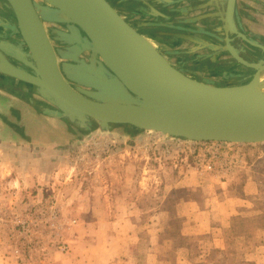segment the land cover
I'll return each instance as SVG.
<instances>
[{
  "label": "rangeland",
  "instance_id": "374dc122",
  "mask_svg": "<svg viewBox=\"0 0 264 264\" xmlns=\"http://www.w3.org/2000/svg\"><path fill=\"white\" fill-rule=\"evenodd\" d=\"M109 1L148 31L159 20L165 29L173 23L178 29L194 24L202 31L218 21L209 14L214 7L204 0L203 5L198 0ZM245 1L240 25L253 43L242 38L243 48H262L264 4ZM52 32L70 84L87 95H96L99 87L105 89L104 97L126 95L117 81L104 87L93 80V70L85 66L91 50L78 47L77 39L67 38L59 27ZM153 38L172 64L209 82L242 83L256 72L231 52L212 53L218 47L208 46V38ZM94 58L98 65L100 56ZM50 110L61 113L35 86L0 71V257L5 261L57 264L72 248L80 253L95 237L112 231L93 221L113 212L83 211L84 203L89 204L92 193L128 183L137 204L129 219L139 221L129 232L141 238L134 242V256H119L108 264H264V142L196 141L120 125L81 129ZM17 177L20 184L12 179ZM218 200L238 214L213 209Z\"/></svg>",
  "mask_w": 264,
  "mask_h": 264
},
{
  "label": "water",
  "instance_id": "95a60500",
  "mask_svg": "<svg viewBox=\"0 0 264 264\" xmlns=\"http://www.w3.org/2000/svg\"><path fill=\"white\" fill-rule=\"evenodd\" d=\"M7 1L16 14L18 33L26 49L19 44V52L10 48L5 54L22 61L31 71L9 61L2 53L6 46L0 50V71L35 86L41 95L53 101L61 113L51 110L50 113L61 115L81 129L120 125L196 141L264 142V92L261 98L247 93L252 78L264 70V61L249 62L230 45L236 59L256 68V72L242 83H213L193 77L172 64L109 0H44L52 8H44L32 0L28 8L20 0ZM234 7L235 0H229L230 23ZM41 12L46 14L44 19L72 22L83 30L85 36L78 35L75 39L78 47L93 52L90 62L85 63L93 70V80L104 87L117 81L127 91L126 95L104 97L105 89L101 87L96 95H87L70 84L65 76L68 71L60 67ZM23 27L34 39L33 43ZM88 27L99 31L100 46ZM64 34L72 40L69 34ZM95 55L100 56L98 65L94 63ZM158 67H168L183 75L163 79L153 71ZM43 68L49 70L46 76Z\"/></svg>",
  "mask_w": 264,
  "mask_h": 264
},
{
  "label": "flooded vegetation",
  "instance_id": "af4514ba",
  "mask_svg": "<svg viewBox=\"0 0 264 264\" xmlns=\"http://www.w3.org/2000/svg\"><path fill=\"white\" fill-rule=\"evenodd\" d=\"M32 1L34 4L36 3L35 0H32ZM253 1L257 2L258 4H264L263 0H253ZM143 2H144V5L147 7V9L150 11L151 7L149 5H146L145 1H143ZM198 2H200V3L198 4ZM198 2H195L194 4L195 5L196 4H198V5L202 4L203 5L202 0H198ZM40 3H41L40 5H42L44 8L46 7L45 4H47V3L44 0H40ZM245 3H246L245 0H235L234 14H233L232 21L230 23L228 20L229 0H204V4H209V6L214 7V9H213L214 11L209 12V14L210 15L216 14L218 17V21L219 22L221 21L222 24L224 25L223 28H220L219 26L221 25V22L219 23L217 20H214L213 23L212 22L210 23L208 31H205V30L202 31V30H200V28L194 26V24H192V26H191V24H188L186 28L181 27L183 29H178V26L175 23L168 25V27H170L171 29H165L164 27L166 24H161L162 21H160V20H159V22H156L154 24V26H152L153 30H151L149 28V31H148L146 28H143V27L140 28V27H137L132 22L131 23L140 32H142L144 35H146L148 38H150L151 41H152V39H155V38H153V37H155V35L156 36H162L165 34L167 36L175 37V38H177V36L180 38H182V37L186 38L188 35H192V36L197 35L200 38H208L209 39L208 44H210L208 46L218 47V49L216 51L212 52L214 54L216 53V55H218L220 53V51H223L224 53H230L231 52V54L234 56V54L232 52V50H234L235 52H237V54H239L245 60H247L249 62L257 61L258 63H260L262 60L261 58L264 59V48L263 47L261 48V45H260V47L256 46L257 48H255L253 46H251L252 48L249 46L246 47V45H245L243 48V45H242L243 42H245V43H246V41L248 43L251 42L249 40V38L246 37L245 33L242 32L243 30H242L241 25H240L242 15H244L246 12L245 11ZM37 4H39V3L37 2ZM40 14H41V18H43L42 20H43L44 26L46 28V31L49 35V38H50V40H51V42H52V44H53V46L57 52L60 67L63 68L62 63H61V59H60V56L58 53L59 47L57 44V40L55 39L54 33L52 32L53 29H56V27H59L61 30L67 31L68 34L72 37V40H74L78 35L84 37L85 33L83 32V30L77 28L75 26V24H73L72 22L64 21L65 24L50 23V22L45 21L42 12ZM160 17H162V15ZM164 17H163V19H166ZM209 17L212 18V16H209ZM125 18L129 21V19L126 16H125ZM215 19H217V18H215ZM18 28H19L18 20H17L16 14H15L13 8L11 7V5L9 4V2L7 0H0V50H2L1 46H6V48L2 50V53L5 54V50L10 51V48L11 49L14 48L15 51L19 52L18 50H19L20 46L23 50L26 49L24 45L19 46V44H21L23 42V40L18 33ZM251 37H253V36H251ZM228 38H229V40H228ZM242 38L246 39V41H244V40L242 41ZM253 38H256V37H253ZM256 39L257 40L259 39L261 41V39L259 37H257ZM252 43L253 42H251L250 44H252ZM230 45H231L232 50L230 49ZM253 45H255V44H253ZM257 45H259V44L257 43ZM64 46H66V45H64ZM155 46L159 49V47L156 44H155ZM159 50L168 58V56L165 54V52H163L161 49H159ZM253 51H256L257 55H251V52H253ZM6 56L8 57L9 61L14 62L15 65L24 66L23 63L21 61L17 60L16 58L12 59V57H10L9 55H6ZM190 59H192V58H190ZM208 61H209V63H212L211 61H213V60L208 59ZM25 68H27V70H29V72L31 71L28 67H25ZM178 68H180V67H178ZM180 69H182V68H180ZM249 69L253 73L254 70L251 68H249ZM246 77H247V75H243L242 81Z\"/></svg>",
  "mask_w": 264,
  "mask_h": 264
},
{
  "label": "crops",
  "instance_id": "0c3cea01",
  "mask_svg": "<svg viewBox=\"0 0 264 264\" xmlns=\"http://www.w3.org/2000/svg\"><path fill=\"white\" fill-rule=\"evenodd\" d=\"M118 2V1H117ZM145 4L147 2L145 1ZM115 5H118L115 3ZM118 7V6H116ZM118 11L124 15V13L117 8ZM191 75V74H189ZM195 77V76H193ZM46 154V153H45ZM51 157V156H49ZM46 162L51 163L50 158ZM44 162V163H46ZM15 183L21 182V178L17 177L12 178ZM126 188L122 189H101L95 193L91 194V200L89 204L84 203L82 210H94L102 208L103 210H109L113 214L109 216H103L96 221H93V224L96 227H103L112 229V231H107L106 233H101L100 236L95 237L89 245L83 246L80 253H76L75 250H70L64 255L62 262L57 264H108L112 263L119 256H130L131 253L136 254L138 243L141 237H134V234H130L129 229L139 227V221L129 219V216L132 215V207L137 205L131 199L130 188L128 183L125 184ZM217 196H220L218 194ZM183 203L188 202L187 197H183ZM236 200H243L242 198H236ZM219 202V200H218ZM193 204L192 201H189V204ZM213 209L220 210L221 214H232L237 212V208L227 209L226 206L219 202L216 207L212 206ZM106 217V218H105ZM141 227V226H140ZM135 240V241H134ZM154 253L149 254L148 258L151 259ZM4 257H0V261L3 264H19L14 259L11 262L5 261ZM46 264V263H45ZM50 264V262L48 263ZM137 264V263H136ZM143 264H148L147 262Z\"/></svg>",
  "mask_w": 264,
  "mask_h": 264
},
{
  "label": "bare ground",
  "instance_id": "6f19581e",
  "mask_svg": "<svg viewBox=\"0 0 264 264\" xmlns=\"http://www.w3.org/2000/svg\"><path fill=\"white\" fill-rule=\"evenodd\" d=\"M20 1H21V3L24 4V6L26 8L31 6L29 0H20ZM71 13H73L74 16L78 17V15H76L74 12H71ZM81 20H83V18H81ZM88 28H90V27H88ZM89 30H90V33L92 34L93 38L95 39L97 45L100 46L102 44V38H101L99 31L98 30H96V31L92 30L91 28ZM23 31H24L26 37L28 38V40L30 41V43H33L34 39L30 36V34L27 32V30L24 28ZM153 71L156 74V76H159L163 79H177V78H181L183 75V73H179V72H177L171 68H168V67H166L164 69L158 67V68H156V70H153ZM42 72H43L44 76H46L49 73V70L43 68ZM100 77L104 80V77L102 76L101 72H100ZM252 81H253L252 85L250 86L247 93L249 95L257 96V97L261 98V95H263V92H264V74L255 75L252 78ZM121 107L124 108V106H121Z\"/></svg>",
  "mask_w": 264,
  "mask_h": 264
},
{
  "label": "trees",
  "instance_id": "16d2710c",
  "mask_svg": "<svg viewBox=\"0 0 264 264\" xmlns=\"http://www.w3.org/2000/svg\"><path fill=\"white\" fill-rule=\"evenodd\" d=\"M112 3H115V2L112 1ZM113 5H114V4H113ZM250 144H251V143H250ZM259 144H260V143H259Z\"/></svg>",
  "mask_w": 264,
  "mask_h": 264
}]
</instances>
